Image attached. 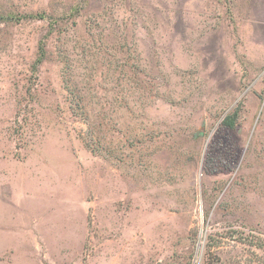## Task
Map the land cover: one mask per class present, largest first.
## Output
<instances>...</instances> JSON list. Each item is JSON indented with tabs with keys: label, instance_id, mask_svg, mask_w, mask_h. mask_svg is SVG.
I'll return each instance as SVG.
<instances>
[{
	"label": "rangeland",
	"instance_id": "1",
	"mask_svg": "<svg viewBox=\"0 0 264 264\" xmlns=\"http://www.w3.org/2000/svg\"><path fill=\"white\" fill-rule=\"evenodd\" d=\"M0 264H264V0H0Z\"/></svg>",
	"mask_w": 264,
	"mask_h": 264
},
{
	"label": "trees",
	"instance_id": "2",
	"mask_svg": "<svg viewBox=\"0 0 264 264\" xmlns=\"http://www.w3.org/2000/svg\"><path fill=\"white\" fill-rule=\"evenodd\" d=\"M35 18L36 19H43L44 17L41 15H38ZM45 56H46V52H45V49H44L43 44H42V46L40 47V54L36 60V66L40 65L45 60ZM238 119H239L238 118V112L236 110L233 114L226 116V118L223 120V126L227 129L232 130L236 127Z\"/></svg>",
	"mask_w": 264,
	"mask_h": 264
}]
</instances>
